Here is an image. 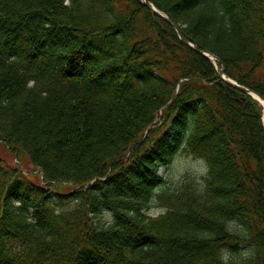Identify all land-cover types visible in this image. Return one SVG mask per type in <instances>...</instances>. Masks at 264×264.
<instances>
[{"label": "trees", "instance_id": "trees-1", "mask_svg": "<svg viewBox=\"0 0 264 264\" xmlns=\"http://www.w3.org/2000/svg\"><path fill=\"white\" fill-rule=\"evenodd\" d=\"M147 1L264 98V0ZM220 63L142 0H0V143L41 176L0 157V264H264L263 107Z\"/></svg>", "mask_w": 264, "mask_h": 264}, {"label": "clouds", "instance_id": "clouds-1", "mask_svg": "<svg viewBox=\"0 0 264 264\" xmlns=\"http://www.w3.org/2000/svg\"><path fill=\"white\" fill-rule=\"evenodd\" d=\"M161 168H164V166H161ZM161 168L157 169L158 174H161ZM168 169H164V172L167 173ZM210 171V166L208 162L202 158V157H195L194 155L189 154L186 157L180 158L178 161L175 162V169L172 173V180L174 184L179 185L183 182V177L188 175L191 176L195 183L199 186L198 190L202 192L204 188L206 187V184L204 182V178L208 177ZM14 203L17 205V207L20 206V201H14ZM150 207L147 210H142V214L146 217L155 220L159 219L161 216L166 215L168 212L167 207L161 206L159 204V201L153 197L150 200ZM60 212V209H56V214L58 215ZM129 216L134 215V213L129 212ZM34 222V221H32ZM102 222L104 223V226L112 227L116 224L115 216L112 212L108 210H104L102 213ZM232 223H236L235 221H232ZM223 256L222 259L227 261L228 257L231 255L227 249L222 250ZM250 254L249 251H245L243 253V256L247 258Z\"/></svg>", "mask_w": 264, "mask_h": 264}, {"label": "rangeland", "instance_id": "rangeland-1", "mask_svg": "<svg viewBox=\"0 0 264 264\" xmlns=\"http://www.w3.org/2000/svg\"><path fill=\"white\" fill-rule=\"evenodd\" d=\"M212 65L214 67V70L217 71L218 68H217L216 63H212ZM261 121H262V125L264 127V108H263V116H262ZM160 122H161V115H159L153 121L152 125H150L146 131H144L141 139H145L147 134H148V130L152 129L153 125L160 124ZM134 144L135 143H133L132 145H130L127 148L126 157L129 155L131 146H133ZM186 156L187 155L182 154V153L177 154L176 157L174 158V160L167 167L161 168V174H159V175H160V177H162L167 182L166 186L170 190H176V189L180 188V186L182 185L183 182L186 181V179H188V180L193 179L191 176L186 175V176L183 177V182L180 183L179 185L174 184V182L172 180V173H173V171L175 169V162L178 161L180 158L186 157ZM0 157L9 166L18 169L23 175L29 177L31 180L33 179V181H36V182L41 180V176H39L40 175L39 172L33 168V166L27 161L25 156H22L21 154L16 155L15 153H10L8 148L6 146H4L3 144H1V143H0ZM164 169H168L167 173L164 172ZM67 187L68 186H63L61 189L67 191ZM70 191H72V189Z\"/></svg>", "mask_w": 264, "mask_h": 264}, {"label": "water", "instance_id": "water-1", "mask_svg": "<svg viewBox=\"0 0 264 264\" xmlns=\"http://www.w3.org/2000/svg\"><path fill=\"white\" fill-rule=\"evenodd\" d=\"M143 4L148 7L158 18L162 19L163 21L167 22L169 25H171L173 27V29L176 31L178 38L180 39V41L182 43H184L185 45H187L188 47H190L191 49H193L196 53H198L199 55L205 57L206 59H208L209 61H211L212 63L218 62L220 63V61L218 60L217 57H215L214 55H212L209 52L206 51H202L199 49L194 48V46H192V44H190L189 42L186 41V39L182 36V34L180 33V31L178 30V28L160 11H158L151 3H149L147 0H142ZM221 65V69L219 72V76L220 78L230 87H233L237 90H240L242 92H244L245 94L249 95L250 97H252L254 100H256L258 103H260L263 107H264V98L261 97L260 95L254 93L253 91L238 85L237 83H235L234 81L227 79L224 76V65L222 63H220Z\"/></svg>", "mask_w": 264, "mask_h": 264}, {"label": "bare ground", "instance_id": "bare-ground-1", "mask_svg": "<svg viewBox=\"0 0 264 264\" xmlns=\"http://www.w3.org/2000/svg\"><path fill=\"white\" fill-rule=\"evenodd\" d=\"M264 105V104H263Z\"/></svg>", "mask_w": 264, "mask_h": 264}]
</instances>
